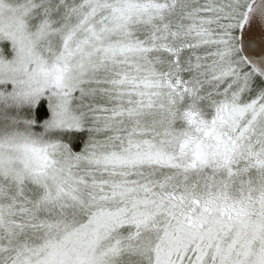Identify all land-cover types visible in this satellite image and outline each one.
<instances>
[{
	"label": "snow or ice",
	"instance_id": "1",
	"mask_svg": "<svg viewBox=\"0 0 264 264\" xmlns=\"http://www.w3.org/2000/svg\"><path fill=\"white\" fill-rule=\"evenodd\" d=\"M0 264H264V0H0Z\"/></svg>",
	"mask_w": 264,
	"mask_h": 264
}]
</instances>
